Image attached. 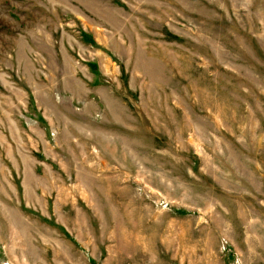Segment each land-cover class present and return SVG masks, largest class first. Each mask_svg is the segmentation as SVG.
Segmentation results:
<instances>
[{
    "label": "rangeland",
    "instance_id": "1",
    "mask_svg": "<svg viewBox=\"0 0 264 264\" xmlns=\"http://www.w3.org/2000/svg\"><path fill=\"white\" fill-rule=\"evenodd\" d=\"M0 264H264V0H0Z\"/></svg>",
    "mask_w": 264,
    "mask_h": 264
},
{
    "label": "trees",
    "instance_id": "2",
    "mask_svg": "<svg viewBox=\"0 0 264 264\" xmlns=\"http://www.w3.org/2000/svg\"><path fill=\"white\" fill-rule=\"evenodd\" d=\"M86 38L87 41H90V37L89 36H84Z\"/></svg>",
    "mask_w": 264,
    "mask_h": 264
}]
</instances>
